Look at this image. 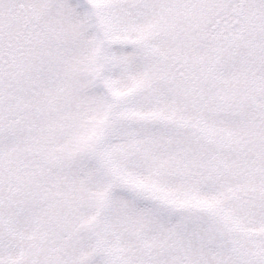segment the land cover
I'll return each instance as SVG.
<instances>
[{
  "label": "snow or ice",
  "instance_id": "snow-or-ice-1",
  "mask_svg": "<svg viewBox=\"0 0 264 264\" xmlns=\"http://www.w3.org/2000/svg\"><path fill=\"white\" fill-rule=\"evenodd\" d=\"M0 264H264V0H0Z\"/></svg>",
  "mask_w": 264,
  "mask_h": 264
}]
</instances>
